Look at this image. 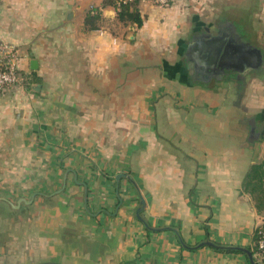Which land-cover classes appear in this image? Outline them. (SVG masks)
<instances>
[{
    "label": "crops",
    "instance_id": "0c3cea01",
    "mask_svg": "<svg viewBox=\"0 0 264 264\" xmlns=\"http://www.w3.org/2000/svg\"><path fill=\"white\" fill-rule=\"evenodd\" d=\"M203 2L139 5L138 26L113 0H0L22 77L0 96L2 264H249L197 247L253 249L264 224L242 190L264 102L185 68Z\"/></svg>",
    "mask_w": 264,
    "mask_h": 264
},
{
    "label": "water",
    "instance_id": "95a60500",
    "mask_svg": "<svg viewBox=\"0 0 264 264\" xmlns=\"http://www.w3.org/2000/svg\"><path fill=\"white\" fill-rule=\"evenodd\" d=\"M234 29H238V34L242 36L239 42H235L233 39H228L226 44V35H221L220 32L212 34L208 27H204L206 35H201L195 38L192 42H189L186 46L184 57L187 61L185 68L189 75H194L193 78L198 82H206L211 77H215L218 74L227 72H238L244 75H248L251 70H258L263 67V59L261 50L252 46L248 39L245 37L244 31H239L240 27L235 23H230ZM35 62H31L33 67ZM251 131L249 141L256 139H263L264 131L259 136L254 132V121L250 122ZM29 204L24 199L16 202V204H10L11 208L18 209L20 204ZM140 207L145 206V200L140 198ZM139 208L136 212L139 218ZM211 247L214 249H235L238 252L246 254L250 264H255L253 255L250 250L237 247H225L218 246L212 242L206 241L198 244L197 247ZM185 247V246H184Z\"/></svg>",
    "mask_w": 264,
    "mask_h": 264
},
{
    "label": "rangeland",
    "instance_id": "374dc122",
    "mask_svg": "<svg viewBox=\"0 0 264 264\" xmlns=\"http://www.w3.org/2000/svg\"><path fill=\"white\" fill-rule=\"evenodd\" d=\"M198 7L200 9L197 11V14L200 15L204 24L215 25L220 20L235 23L240 27L239 31H244L249 43L261 49L264 53V0H205ZM246 82L245 86L251 90V97L254 98L257 104L264 102V63L262 70ZM230 87L234 90V85ZM258 147L261 151V155L260 153L259 155L262 157L264 152V137L260 140ZM11 218L14 219L12 220L13 223L18 221L17 217ZM4 240L6 241V237L0 234V243ZM0 264H2L1 252Z\"/></svg>",
    "mask_w": 264,
    "mask_h": 264
},
{
    "label": "built area",
    "instance_id": "2783aa9c",
    "mask_svg": "<svg viewBox=\"0 0 264 264\" xmlns=\"http://www.w3.org/2000/svg\"><path fill=\"white\" fill-rule=\"evenodd\" d=\"M174 0H113L115 8L119 11L127 4L152 5L167 8ZM20 60L18 48L8 42L0 40V96H3L22 83L18 63ZM257 238L254 242L255 258L259 264H264V230L257 229Z\"/></svg>",
    "mask_w": 264,
    "mask_h": 264
},
{
    "label": "trees",
    "instance_id": "16d2710c",
    "mask_svg": "<svg viewBox=\"0 0 264 264\" xmlns=\"http://www.w3.org/2000/svg\"><path fill=\"white\" fill-rule=\"evenodd\" d=\"M138 4H127L121 7L119 11L120 19H130L135 22L138 26L141 25L142 20L137 11ZM242 190L244 193L248 194L254 204V208L258 213H264V152L259 161H256L254 164L250 166L247 173L244 176L242 181ZM264 230V224L261 227ZM257 230L254 231L253 241H256L257 238ZM220 252H238L235 249H218ZM253 255V260L255 264H259L257 262V258H255V250L248 248ZM250 264V263H249Z\"/></svg>",
    "mask_w": 264,
    "mask_h": 264
},
{
    "label": "flooded vegetation",
    "instance_id": "af4514ba",
    "mask_svg": "<svg viewBox=\"0 0 264 264\" xmlns=\"http://www.w3.org/2000/svg\"><path fill=\"white\" fill-rule=\"evenodd\" d=\"M238 29H234L227 20H220L219 22H216L212 33L216 34L217 32H220L221 35L225 34L227 39H226V44L228 43V39H233L235 42H239V40L242 38L241 35L238 34ZM196 35H206L203 27L198 30ZM261 50V49H260ZM262 59L264 62V53L262 52ZM263 67H260L258 70H251L248 75H244L242 73L238 72H227L225 71L222 74H218L215 77H211L208 81L203 82V85L209 86H217V85H228L229 87L231 85H234L235 88L244 86L247 82L249 81L250 78H253L255 75H257ZM195 77V76H194Z\"/></svg>",
    "mask_w": 264,
    "mask_h": 264
}]
</instances>
